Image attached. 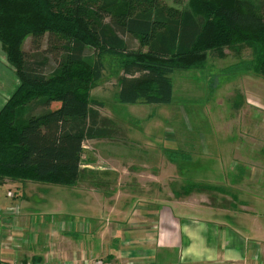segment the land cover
I'll use <instances>...</instances> for the list:
<instances>
[{"label": "trees", "instance_id": "1", "mask_svg": "<svg viewBox=\"0 0 264 264\" xmlns=\"http://www.w3.org/2000/svg\"><path fill=\"white\" fill-rule=\"evenodd\" d=\"M175 1L0 0V42L20 80L0 111V180L79 181L84 142L115 133L89 97L105 55L120 59L126 104L170 103L174 70L227 51H248L232 68L264 78V0H195L196 12Z\"/></svg>", "mask_w": 264, "mask_h": 264}, {"label": "rangeland", "instance_id": "2", "mask_svg": "<svg viewBox=\"0 0 264 264\" xmlns=\"http://www.w3.org/2000/svg\"><path fill=\"white\" fill-rule=\"evenodd\" d=\"M182 1V6L196 12L193 7L195 0ZM166 2L179 7L175 0ZM28 44L29 40H26L24 47ZM239 57L227 51L222 58L208 56L204 62L193 67L174 70L170 74L173 91L168 104H126L120 103L117 97L120 59L105 55V69L101 78L91 83L89 97L101 103L97 108L103 117L115 123V133L110 138L102 139L109 144L107 147H101L98 140L85 141L83 146L95 149L93 154L97 153L96 157L103 156L98 153L100 149L105 153L111 149L118 150L116 155L123 150L116 159L108 157L112 159L109 166L112 172L107 178H116L114 169L126 166L129 178L134 176L131 182L138 185L137 193L140 196L153 195L157 190L160 196L165 195L158 182L169 177L175 199L229 210L231 216H226L228 220L243 210L259 213L264 209L261 199L264 197V78L253 69L234 70L232 67L238 61L250 55L244 51ZM19 85L16 70L8 63L0 42V111ZM19 112L23 115L25 108ZM132 154L135 155L133 162L130 159ZM96 165L102 167L103 164ZM130 167L135 169L130 170ZM156 176L162 180L156 179ZM86 178L91 177L82 168L80 179L75 184L82 187L78 190L32 182L26 178L0 180V264L19 258L21 255L17 247L35 240L32 227L22 226V232L16 233L15 224L10 221L13 218L8 217H18L24 209H29L33 215L32 223L42 221L44 217L55 219L50 246L54 247L53 252L57 257H64L58 244L66 234L64 232L68 231L74 238L70 239L71 243L75 240L73 248L76 254L73 260L96 258L90 255L99 252L100 240L92 237V233H74L79 232L80 224H86V232L91 229L87 217H107L101 215L102 206L94 204L103 189L94 197L87 190V181H83ZM194 184L199 186H190ZM203 185L206 187L201 188ZM135 202L136 199H129L126 205L133 208ZM138 204L141 206L144 203ZM113 217L119 216L114 213ZM126 221L120 219L121 223L115 224L116 228L135 225ZM5 224L7 227L11 224L13 232ZM73 226L76 229H71ZM108 238L103 243L109 250L127 244L119 233ZM128 242L131 243L130 240ZM45 245L46 249L41 244L36 246V253L38 248L44 247L45 250L41 264H54L57 258L44 261L45 254L50 251L49 243ZM67 260H71L69 255L65 261L71 262ZM125 264L142 262L131 259L126 260Z\"/></svg>", "mask_w": 264, "mask_h": 264}, {"label": "crops", "instance_id": "3", "mask_svg": "<svg viewBox=\"0 0 264 264\" xmlns=\"http://www.w3.org/2000/svg\"><path fill=\"white\" fill-rule=\"evenodd\" d=\"M102 139L87 141L98 140L101 147H107L109 144ZM130 140L134 142L133 139ZM94 150L83 146L81 169L85 168L91 177L83 181H87V190L91 191L94 197H97L98 191L103 189L94 204L101 205V215L107 217L94 216L86 219L91 227L87 234L92 233V237L100 240L99 252L91 254L90 257L104 256L111 264H125L126 260L131 259H138L142 264H264V209L259 213L243 210L244 212H238L232 216L233 219L228 220L226 216H231L229 210H220L173 198L169 177L163 180L158 176L155 177L162 180L158 182V186H162L165 195L160 196L161 193L157 190L153 195L149 193L146 196H140V193H137L138 185L131 182L134 176L129 178L127 174L129 169L126 166L114 169L116 173L113 174L116 178H107L112 172L109 168L112 159L108 157L116 159L118 155H122L123 150L121 152L119 150L116 155L118 150L111 149L105 153L100 149L98 153H102L103 156L98 157H96L97 153L93 154ZM134 157L135 155L132 154L131 162ZM96 163L103 165L101 167ZM231 166L234 165L231 164ZM133 169L135 168L130 167V170ZM163 172L167 174L166 169H163ZM70 188L78 190L82 187L74 185ZM129 199L137 201L133 208L126 205ZM261 199L264 202V197ZM142 201L144 204L140 206L138 203ZM117 207L120 208L116 210ZM114 213L119 217H113ZM195 214H199L198 217H194ZM19 216L15 218L20 221L8 215L13 218L10 221L11 224H15L16 233L22 232V226L28 225L34 231L35 240L31 244L26 243V246L17 247L21 256L5 264H41L44 247L46 249L47 230L54 228L55 219L44 217V220L32 223L33 215L29 209H24ZM60 218L57 217V219ZM111 218L113 221H110ZM120 219H127L126 222L135 223V225L120 226L118 229L115 224L121 223ZM98 220L100 221L97 222ZM11 224L9 227L6 224L5 226L13 232ZM64 233L66 234L58 244V249L64 257H59V262L65 261L67 255L69 259L71 258L67 261H73V255L76 254L73 248L75 240H72L73 243L70 241L74 239L72 233L68 231ZM74 233L82 234L83 232ZM114 233H119L127 244L119 245L115 250H109L104 246L103 241L109 239L108 237L112 238ZM29 237L33 238L31 235ZM16 239L19 242V238L16 237ZM129 240L131 243L128 242ZM38 244L44 247L38 248L36 253ZM77 261L81 264L82 259ZM54 262V264H60L57 261Z\"/></svg>", "mask_w": 264, "mask_h": 264}, {"label": "built area", "instance_id": "4", "mask_svg": "<svg viewBox=\"0 0 264 264\" xmlns=\"http://www.w3.org/2000/svg\"><path fill=\"white\" fill-rule=\"evenodd\" d=\"M53 229L54 228H52L51 232H48V234L46 236V239H45V241L49 243L50 251H48L45 254L44 261L48 262V260H52L54 258H57V262L60 263V264H78V261L76 259H74L71 262H66V261L59 262L60 258L57 257V255H55V253L53 252V248L54 247L50 246L51 238H52V236L54 234V233H52L54 231ZM71 229H76V227L73 226V228H71ZM79 229H80L79 231H81L83 233H87L86 232V229H87L86 224L85 225L84 224H80ZM55 233H57L56 230H55ZM41 261L43 262V258L41 259ZM81 264H111V262L107 258L102 256V257H96V258H93V259L90 258L89 260L82 259Z\"/></svg>", "mask_w": 264, "mask_h": 264}]
</instances>
